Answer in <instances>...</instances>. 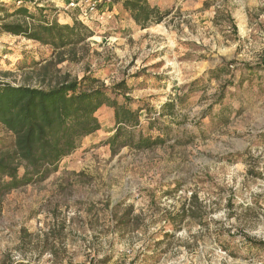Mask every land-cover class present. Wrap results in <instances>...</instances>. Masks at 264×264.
Here are the masks:
<instances>
[{
	"label": "rangeland",
	"instance_id": "rangeland-1",
	"mask_svg": "<svg viewBox=\"0 0 264 264\" xmlns=\"http://www.w3.org/2000/svg\"><path fill=\"white\" fill-rule=\"evenodd\" d=\"M85 1L0 0V26L22 7L85 26L54 70L130 98L136 138L165 143L113 153L103 107L56 172L0 198V264H264V0H147L163 18L146 28L126 0ZM57 54L1 32L0 82L40 86Z\"/></svg>",
	"mask_w": 264,
	"mask_h": 264
},
{
	"label": "trees",
	"instance_id": "trees-1",
	"mask_svg": "<svg viewBox=\"0 0 264 264\" xmlns=\"http://www.w3.org/2000/svg\"><path fill=\"white\" fill-rule=\"evenodd\" d=\"M124 8L142 28L163 18L147 0H126ZM42 13L33 15L22 7L14 15L24 17L23 22L0 26V33L24 36L51 47L59 56L56 62L46 61L49 64L40 69V86L0 82V128L10 135L0 146V198L42 182L56 172L86 138L101 130L97 114L103 107L113 110L117 127L109 142L113 153L124 147L145 150L165 143L164 138H136L140 116L139 111L129 107L130 98L125 97L126 103L119 105L110 98L111 90L100 86L98 79L84 77L78 81L54 70L55 64L63 61L61 51L85 41L88 30L79 22L61 25ZM38 65L34 61L31 66ZM115 89L129 91L125 84H118ZM175 107L172 100L165 109L173 113Z\"/></svg>",
	"mask_w": 264,
	"mask_h": 264
},
{
	"label": "built area",
	"instance_id": "built-area-1",
	"mask_svg": "<svg viewBox=\"0 0 264 264\" xmlns=\"http://www.w3.org/2000/svg\"><path fill=\"white\" fill-rule=\"evenodd\" d=\"M112 1L114 0H86L84 2V5L86 6V12H88L89 14H92L96 11H98L101 7V5H109L110 3H112ZM81 3L83 4V2L80 3H75V2H71L68 7L69 8H77L79 7V5H81ZM19 4H22V2H19Z\"/></svg>",
	"mask_w": 264,
	"mask_h": 264
}]
</instances>
